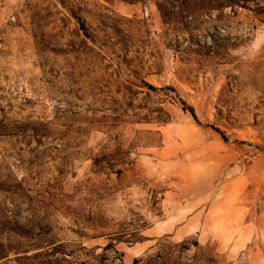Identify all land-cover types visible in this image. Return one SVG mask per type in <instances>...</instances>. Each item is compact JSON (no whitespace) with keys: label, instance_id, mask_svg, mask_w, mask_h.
<instances>
[{"label":"rangeland","instance_id":"1","mask_svg":"<svg viewBox=\"0 0 264 264\" xmlns=\"http://www.w3.org/2000/svg\"><path fill=\"white\" fill-rule=\"evenodd\" d=\"M0 264H264V0H0Z\"/></svg>","mask_w":264,"mask_h":264},{"label":"trees","instance_id":"2","mask_svg":"<svg viewBox=\"0 0 264 264\" xmlns=\"http://www.w3.org/2000/svg\"><path fill=\"white\" fill-rule=\"evenodd\" d=\"M82 25H83V24H82ZM168 89H170V87H169Z\"/></svg>","mask_w":264,"mask_h":264}]
</instances>
